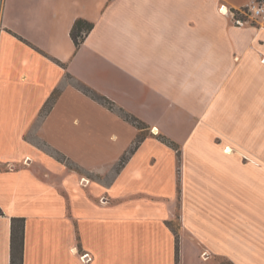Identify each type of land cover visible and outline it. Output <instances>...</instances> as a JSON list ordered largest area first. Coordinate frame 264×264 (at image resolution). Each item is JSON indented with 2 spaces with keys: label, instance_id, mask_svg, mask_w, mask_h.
<instances>
[{
  "label": "crops",
  "instance_id": "obj_1",
  "mask_svg": "<svg viewBox=\"0 0 264 264\" xmlns=\"http://www.w3.org/2000/svg\"><path fill=\"white\" fill-rule=\"evenodd\" d=\"M252 1L2 0L0 264H264Z\"/></svg>",
  "mask_w": 264,
  "mask_h": 264
},
{
  "label": "trees",
  "instance_id": "obj_2",
  "mask_svg": "<svg viewBox=\"0 0 264 264\" xmlns=\"http://www.w3.org/2000/svg\"><path fill=\"white\" fill-rule=\"evenodd\" d=\"M93 23L83 18H77L73 22L71 28V37L78 46L83 40L84 36L92 29ZM104 99V97H102ZM106 101V100H105ZM132 120L139 127H144L143 122L137 118L132 117ZM143 133L138 134L137 142L143 138ZM0 214L2 211L0 209ZM23 218H12L11 223V264H22V238H23ZM226 264H233L229 260L223 259Z\"/></svg>",
  "mask_w": 264,
  "mask_h": 264
},
{
  "label": "built area",
  "instance_id": "obj_3",
  "mask_svg": "<svg viewBox=\"0 0 264 264\" xmlns=\"http://www.w3.org/2000/svg\"><path fill=\"white\" fill-rule=\"evenodd\" d=\"M219 10L223 14L230 15L233 19L234 24L236 25H243L248 22L246 20L235 19L236 18L234 14L235 12L228 9L224 4L220 5ZM245 13H249V15L255 16V17L264 16V0H253L250 4H248L245 7ZM202 257L205 259L207 258L206 252L202 253ZM80 258L84 262H86V261H89L91 257L88 255V253H84L80 256Z\"/></svg>",
  "mask_w": 264,
  "mask_h": 264
},
{
  "label": "rangeland",
  "instance_id": "obj_4",
  "mask_svg": "<svg viewBox=\"0 0 264 264\" xmlns=\"http://www.w3.org/2000/svg\"><path fill=\"white\" fill-rule=\"evenodd\" d=\"M1 3H2V0H0V6H1ZM228 9H230V8H228ZM231 11L235 12L234 13L235 14V17H236L235 19H240V20H246V21H248V18L250 17L249 16V13H245V7H243L240 10H231ZM209 264H226V263L221 258H214V259H212L210 261Z\"/></svg>",
  "mask_w": 264,
  "mask_h": 264
}]
</instances>
